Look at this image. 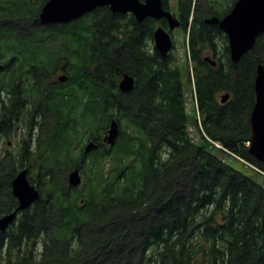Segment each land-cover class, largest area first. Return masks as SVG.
Here are the masks:
<instances>
[{"label":"trees","instance_id":"16d2710c","mask_svg":"<svg viewBox=\"0 0 264 264\" xmlns=\"http://www.w3.org/2000/svg\"><path fill=\"white\" fill-rule=\"evenodd\" d=\"M46 1L0 0V138L26 131L16 152L0 150V217L18 207L11 181L23 169L41 194L0 233V264H264V184L216 156L264 173L247 147L264 35L234 64L227 37L205 22L230 12L226 0H175L185 31L192 19L194 70L204 67L195 79L204 134L193 140L179 67L146 54L153 21L102 7L42 26ZM220 38L225 59L201 63ZM123 74L136 78L131 93L118 88ZM222 91L232 94L224 105ZM112 119L120 126L113 148L102 139ZM88 141L99 147L85 156ZM75 168L87 177L77 189L68 184Z\"/></svg>","mask_w":264,"mask_h":264},{"label":"water","instance_id":"95a60500","mask_svg":"<svg viewBox=\"0 0 264 264\" xmlns=\"http://www.w3.org/2000/svg\"><path fill=\"white\" fill-rule=\"evenodd\" d=\"M109 7L113 14H133L139 23L151 18L162 20L166 18L171 30L180 22L166 10L163 0H48L43 6L39 22L41 25L67 24L78 20L99 7ZM208 25H218L228 38L230 56L233 63H238L255 46L257 39L264 34V0H238L231 12L219 19L215 16L206 20ZM157 50L166 57L173 47L170 35L162 27L154 32ZM213 66L216 62L206 58ZM60 77V81H65ZM135 88V80L130 75H124L119 83L121 92L129 93ZM256 102L250 116L252 137L249 147L250 155L256 161L264 164V66L259 64L255 76ZM223 96L222 102L229 99ZM119 135V124L113 120L104 139L114 146ZM98 145L90 142L85 147V154L96 150ZM69 185L78 188L82 185L79 169L69 173ZM12 192L18 200L19 207L14 213L0 218V231L4 232L14 222L18 211H25L39 201L41 195L28 180V170L24 169L12 180Z\"/></svg>","mask_w":264,"mask_h":264},{"label":"rangeland","instance_id":"374dc122","mask_svg":"<svg viewBox=\"0 0 264 264\" xmlns=\"http://www.w3.org/2000/svg\"><path fill=\"white\" fill-rule=\"evenodd\" d=\"M205 1V0H204ZM216 3L219 0H215ZM233 1L234 0H226V3L224 4V7L226 8H232L233 6ZM168 3L170 4L171 7H174L171 11L175 12L178 16V11H177V3L175 0H168ZM223 0L219 1V4L223 5ZM208 4V1H207ZM217 6V5H215ZM171 36L173 38L174 41V49L172 51V53L170 54L172 56V58H175L178 60L177 65H184V61H185V56L187 54V48H189L190 46V39H189V32L187 30V32H184V28L181 27L179 29H176L174 31L171 32ZM149 45L150 47H154V40H150L149 41ZM215 47L214 49H211L210 47L204 49V56L205 55H209V54H213L212 50H214V52L216 53L217 57H219L220 59H225V42L223 40V38H220L218 41L215 42ZM210 52V53H209ZM262 64V63H261ZM264 66V64H262ZM191 66L194 67L193 62L191 63ZM61 73V72H60ZM60 75H63L62 73ZM57 79V78H56ZM225 95V92L223 93H219L218 95V99H221V96ZM189 97V95L187 96V98ZM189 102V100H188ZM188 105V104H187ZM192 107L189 106V110H191ZM192 126L191 129V133L193 136H196L197 134V128L193 125V124H189ZM109 130V128H108ZM105 134V133H104ZM103 134V136H104ZM24 135H26V131L24 129L18 130V134L16 135V137H13V139L11 141H7V140H2L0 141V147H6V149H8L10 152H16L17 150V145L19 142H21V140L23 139ZM196 138V137H193ZM9 144V145H8ZM228 153H225V155L223 153H216V156L219 159H222L224 161H228L230 162V164L237 170H240L243 174L253 178L256 182L258 183H262L264 184V173H262L259 169H257L252 163L249 162H244L242 161L239 162L236 159H231V156H227ZM240 160V159H239ZM82 163H84L82 161ZM251 167H253L255 170H253ZM261 172L260 174L257 173L258 171ZM84 177V183H86L87 181V177L85 174H83ZM35 184V183H34Z\"/></svg>","mask_w":264,"mask_h":264},{"label":"flooded vegetation","instance_id":"af4514ba","mask_svg":"<svg viewBox=\"0 0 264 264\" xmlns=\"http://www.w3.org/2000/svg\"><path fill=\"white\" fill-rule=\"evenodd\" d=\"M164 7L167 10H169V11H171L174 8V7H171L169 3H168V7L166 5H164ZM172 14L180 22V25L178 27L174 28L173 30H171L170 25H169V22H168V20L166 18H163L162 20H159V21L153 20V19H148V20L153 21L154 22V25L156 27H162V28H164L171 35V32L172 31H174L176 29H179L181 27L184 28V26H185V23H184V21L182 20V18L180 17L179 14H178L179 15V18H178L177 14L175 12L172 11ZM156 52L157 51H156V49L154 47H150L149 44L147 45V47H146V54L147 55H149V56L150 55H155ZM210 52H212L213 54H209V55H205L204 56V51L201 52V53H199V59L201 61L203 60L201 63L205 62V58L206 57H214L215 59L218 60V57H217L216 53L214 52V50H212ZM173 59L175 60L176 65H177L178 60L175 59V58H173ZM205 63H207V62H205ZM182 65L179 67L180 73L182 72V78L180 79V81H181L180 88L183 90V98L185 99V104H187L188 103V100L190 99V94L189 93L190 92L193 93V91H192V81L193 80L195 81V79L198 76H201V77L204 78V67H196L195 70H193V73L192 74H190V73L187 74L185 72V68L182 67ZM135 81H136V78H135ZM188 95H189V97L187 98ZM192 99L195 100L194 102L198 106V112H196L195 106H194V108H191V110H189V108L186 106L185 116L188 118L187 119V132H188V134H189L190 137L199 138L200 137V133L201 132H204V93L202 95V98H199L198 92L196 91L195 98L193 97ZM193 116H194V118L196 116V119H197L198 123L195 120H192ZM189 124H193L197 128V134H196V136H193L192 135V133H191L192 126L189 125ZM1 139H3V138H0V140Z\"/></svg>","mask_w":264,"mask_h":264}]
</instances>
